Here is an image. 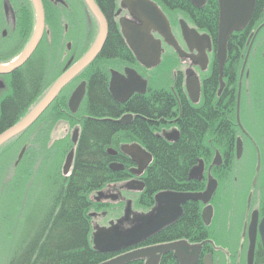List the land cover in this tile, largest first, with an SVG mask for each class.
Wrapping results in <instances>:
<instances>
[{
  "label": "flooded vegetation",
  "instance_id": "flooded-vegetation-1",
  "mask_svg": "<svg viewBox=\"0 0 264 264\" xmlns=\"http://www.w3.org/2000/svg\"><path fill=\"white\" fill-rule=\"evenodd\" d=\"M39 1L44 15L43 34L27 61L37 51L45 54L57 80L94 43L96 37L93 38V35L96 29L98 32V23L84 0ZM135 1L115 0L109 15H105L98 8L106 20L107 35L112 28L131 57L129 60V57L120 55L119 58L106 60L110 64L105 75L109 96L114 101L109 92L111 75L124 76L125 69L134 70L146 83L143 93L134 92L124 103L114 101L122 110L106 120L123 128V133H127V127L132 124L148 126L153 137L170 146H177L187 144L184 134L190 133L188 123L195 117L203 126L204 132L199 142L202 150L186 167L185 184L177 190L159 192L200 194L206 190L210 181L214 180L216 183L208 203L187 201L180 206L179 218L153 236L174 225L183 216L185 205L192 203L199 212L201 230L198 234L160 243L183 241L190 248L200 246L197 259L192 260L194 254L190 250L185 254L186 260L183 264H264V249L259 231V225L264 218V59L257 60L258 53L259 56L261 53L257 43L255 44L258 32L261 29L264 31V21L255 29L246 32L248 35L243 46L235 38L249 27L252 17L242 31L230 35L226 46V59L221 67L217 60V33L214 40L207 29H201L193 22L192 13L203 9L208 0H204L201 6H194L187 0L190 5L189 13L165 8L157 0H142L154 4L166 18L177 47L176 50L168 45L158 33L151 30L152 39L160 41V61L155 67L145 68L128 48L120 26L121 20L141 25L130 13V9L137 12L136 8H142L141 5L135 7L134 3H130ZM93 2L97 6L96 0ZM216 2L218 23V0ZM77 13L78 19L84 25L81 48L73 37V33L81 29L80 21L73 19ZM63 14L66 19H61V29L55 33L54 19ZM181 22L193 34L188 41L181 32ZM35 27L36 14L31 0H0V64H7L20 55L29 43ZM46 52L52 53L54 57ZM99 54L63 88L71 89L69 98L80 83H85V96L77 112L87 99L88 85L96 74ZM0 85L1 93L6 89L3 76H0ZM137 105L144 106L139 110L146 112H136ZM146 105H153V110L150 112L145 108ZM67 110L69 111L68 106ZM214 115L217 116V123L210 127L207 120ZM123 117H126L125 123H118ZM79 132L77 130L74 133L73 142H77ZM238 142L241 145L239 154L236 148ZM132 145H137L148 153L145 150L146 141L142 139L125 135L123 142L116 143L109 156L111 163L123 166L122 170L116 172L123 173L125 179L107 184L90 196L95 205L92 213L94 230L107 228L110 223H115L123 216L128 202L133 206L132 212L137 213L146 214L157 207L154 196L159 192L152 196L146 194L144 183L152 161L137 173L138 166L120 150V147ZM225 147H228V151ZM209 148L214 149L212 155ZM216 156H219V161H216ZM198 167L201 168L200 171L195 172L193 178H189L191 171ZM207 207L211 208V214L204 220L203 212ZM132 226L130 221L123 222L119 231L124 232ZM251 242L254 246L249 253ZM142 244L137 248L147 247ZM165 255L170 257L165 262L180 264L172 253ZM165 255L161 256L158 264L164 262ZM140 263L144 264L143 261Z\"/></svg>",
  "mask_w": 264,
  "mask_h": 264
},
{
  "label": "trees",
  "instance_id": "trees-1",
  "mask_svg": "<svg viewBox=\"0 0 264 264\" xmlns=\"http://www.w3.org/2000/svg\"><path fill=\"white\" fill-rule=\"evenodd\" d=\"M157 1L165 8L190 12L187 0ZM114 2L115 0H96L98 8L105 15H109ZM192 15L195 25L207 29L215 40L216 0H208L203 9ZM263 21L264 0H255L249 27L237 35L236 42L243 46L248 35L246 32L255 29ZM96 35L97 29L93 38ZM120 55L131 60L130 52L124 48L118 34L110 28L96 61V74L90 80L87 99L81 109L75 115L69 113L66 102L71 89L66 87L30 128L0 147V189L7 173L12 171V178L6 183L7 188L15 190V206L18 208L23 204L16 233L9 235L7 244L0 240V247L5 253L4 264H100L114 256L98 253L92 247L90 215L95 205L90 196L107 184L125 179L123 173L109 170L112 159L107 153L109 148L115 149L118 141L123 142L125 135L146 141L145 150L153 158L144 179L146 194L152 196L159 191L177 190L185 184L186 167L202 150L199 142L204 131L200 120L197 122L194 117L188 123L190 133L184 134L186 145L170 146L153 137L148 126L140 124L128 126L124 135L123 128L106 120L122 110L109 96L105 79L110 67L106 60L119 58ZM52 72L46 55L37 51L22 67L3 76L6 91L0 96V134L18 123L42 99L56 80L57 76L54 77ZM143 107L137 105L136 112H146L139 110ZM145 108L151 112L153 105H146ZM58 120L70 127L77 125L80 130L77 142H73L72 135L69 141L58 140L48 146L49 129ZM216 123V115L207 120L210 127H214ZM31 135L34 138L29 142ZM27 142L29 146L15 166L18 154ZM72 146V170L69 177H63L59 167ZM213 150L209 148L210 155ZM225 150L228 151V147ZM36 177H40L43 195L36 198L39 204L29 211L24 198L34 186L35 181L32 180ZM200 230L199 216L192 203H188L184 207L183 216L174 225L147 239L142 246L169 242L172 238L178 239L181 236H195ZM167 256L169 255H165L162 264H170L165 262L170 258ZM140 262L128 264H141Z\"/></svg>",
  "mask_w": 264,
  "mask_h": 264
},
{
  "label": "water",
  "instance_id": "water-1",
  "mask_svg": "<svg viewBox=\"0 0 264 264\" xmlns=\"http://www.w3.org/2000/svg\"><path fill=\"white\" fill-rule=\"evenodd\" d=\"M36 14V27L34 33L20 55L7 64H0V76L9 75L30 58L38 46L44 28V15L39 0H31ZM61 1V0H55ZM194 6H201L204 0H188ZM88 9L91 11L98 23V33L94 43L88 51L72 66H70L47 90L42 99L26 114L18 123L9 127L0 134V147L9 140L20 135L30 128L40 116L48 109L53 101L58 97L62 89L82 70H84L101 52L107 38V24L104 16L94 4L93 0H84ZM134 6L141 5L142 8L130 9V13L141 23L135 25L126 20H121L122 36L128 45L131 53L136 60L145 68H152L158 65L160 61V41H154L150 35L151 30L158 33L168 45L176 50V42L170 34V28L166 18L160 10L152 3L136 0ZM219 14L217 23V60L222 67L226 59V46L230 35L233 32L242 31L249 23L255 8V0H218ZM182 34L188 41L193 35L186 31V27L180 23ZM124 76L112 74L109 82V92L118 103H124L125 100L134 92L143 93L145 90V81L132 69H125ZM1 87V85H0ZM85 96V83H80L71 93L67 106L71 114H75ZM126 117L118 120V123H125ZM121 151L130 157L138 166V172L145 168L146 164L152 161L150 154L144 152L139 146H124ZM111 154V151L108 150ZM24 149L20 151L17 162L21 160ZM240 153V147H237V154ZM74 152L71 150L63 167V174L66 176L72 166ZM217 157V156H216ZM215 163V160H214ZM109 170L116 172L123 169V166L116 163H110ZM200 167L194 168L189 178L194 177V173ZM215 190V182L210 181L206 190L200 194L159 192L154 196L157 204L156 209L150 212L137 213L132 212L130 202L127 203L124 214L115 223H110L109 227H102L95 230L91 235L93 249L101 254H118L100 264H127L134 261H143L144 264H158L162 255L172 253L178 263L183 264L186 260L185 254L192 251L196 260L200 246H190L181 241L167 244L154 245L149 247L137 248L149 237L159 232L165 226L173 223L181 215V205L187 201H201L208 203ZM98 194V193H97ZM211 214V208L207 207L203 212L204 220ZM132 215V216H131ZM130 221L133 226L124 232L119 231L120 224ZM259 231L262 238L264 249V218L259 225ZM253 242L250 244L249 253L253 251ZM136 247L135 249H133Z\"/></svg>",
  "mask_w": 264,
  "mask_h": 264
},
{
  "label": "rangeland",
  "instance_id": "rangeland-1",
  "mask_svg": "<svg viewBox=\"0 0 264 264\" xmlns=\"http://www.w3.org/2000/svg\"><path fill=\"white\" fill-rule=\"evenodd\" d=\"M66 15H62L59 16L58 18L55 17L54 22L55 24H53V29L54 32L56 33V31H58V29H61V19H66L65 18ZM79 15L77 13L76 16H74L73 19H76L78 21H80V27L81 29H78L77 32H74L73 37L74 40L77 42V45L79 48H81V45L83 44L81 39L83 38V34H84V25H83V21L81 22V19L79 20ZM79 23V22H78ZM77 23V24H78ZM259 31V30H258ZM258 42V49L260 50L261 55L259 56V59L263 60L264 59V33L262 31V29L258 32V36L255 39V44ZM262 46V47H261ZM51 67V71H52V66ZM6 90H2L0 95L2 93H4ZM77 125H74L73 127H70L67 123L62 122V121H56L55 123H53L49 129V134H48V146H52L53 144H55V142H57L58 140H67L69 141V139L71 138V136L73 135V133H75L78 129H77ZM30 135V134H29ZM34 135L29 136V142H32V138ZM26 145L24 147H22L21 150L24 149V153L26 148H28V142L25 143ZM73 146L70 148L72 149ZM69 149V150H70ZM69 150L67 151V154L69 152ZM23 153V154H24ZM55 152H52V154ZM19 155V154H18ZM67 156V155H66ZM65 156V157H66ZM65 157L63 158L62 161H64ZM19 163V162H18ZM34 168H37V166H34ZM12 171H9L6 175V179L5 181H3V187L0 189V240L3 241V243L7 244V238H9L10 234L16 233L15 231H17V226L20 223V212H21V207L22 205H20V207H16L15 203L13 201L14 199V189L13 188H7V181H9V179L12 178ZM32 181L34 182V186L28 191V195L24 198L25 203L28 206L29 211L34 208L37 204H39V200H37L36 198H40L43 194L42 192V183H40V177H36L34 178ZM39 195V196H38ZM16 207V208H15ZM135 208V207H134ZM93 213V212H92ZM19 230V228H18ZM16 235V234H15ZM18 236V235H17ZM4 250L2 248V246L0 247V264H4Z\"/></svg>",
  "mask_w": 264,
  "mask_h": 264
},
{
  "label": "bare ground",
  "instance_id": "bare-ground-1",
  "mask_svg": "<svg viewBox=\"0 0 264 264\" xmlns=\"http://www.w3.org/2000/svg\"><path fill=\"white\" fill-rule=\"evenodd\" d=\"M218 13V12H217ZM182 23V25L183 26H185L186 27V25H185V23L184 22H181ZM180 28H181V26H180ZM186 31H190V30H188V28L186 27ZM181 32H182V30H181ZM263 33H264V31H263ZM262 47V46H261ZM46 54L47 55H51V56H53L54 57V55L52 54V53H49V52H46ZM257 60H260L259 59V56H257ZM76 63V62H75ZM63 90V89H62ZM1 96V95H0ZM69 99V98H68ZM240 147V151H241V145H240V143L238 142V144H237V147ZM236 147V148H237ZM122 148L120 147V150H121ZM108 150H110L111 151V153H112V151L114 150L113 148H109ZM107 150V151H108ZM108 153V152H107ZM108 155H110V153H108ZM220 160V158H219V156H217L216 157V161H219ZM65 161H66V158L64 159V161H62L61 162V166L59 167V169H60V173H61V175L63 176V177H69V175H70V172L65 176L64 174H63V167H64V164H65ZM211 166H213V164L211 165ZM186 182V181H185ZM215 185H216V183H215ZM93 212V211H92ZM196 214L199 216V212H197L196 211ZM91 216V223H90V229H91V235H92V233L93 232H95V230L93 229V217H92V215H90ZM172 240H175L174 238H172ZM151 246H154V245H151ZM147 247H149V246H147Z\"/></svg>",
  "mask_w": 264,
  "mask_h": 264
}]
</instances>
